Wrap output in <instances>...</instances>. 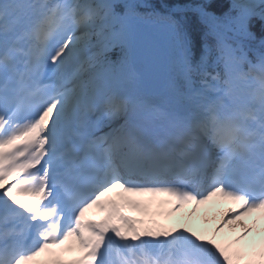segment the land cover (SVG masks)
<instances>
[{
    "label": "snow or ice",
    "instance_id": "1",
    "mask_svg": "<svg viewBox=\"0 0 264 264\" xmlns=\"http://www.w3.org/2000/svg\"><path fill=\"white\" fill-rule=\"evenodd\" d=\"M0 264H264V0H0Z\"/></svg>",
    "mask_w": 264,
    "mask_h": 264
},
{
    "label": "bare ground",
    "instance_id": "2",
    "mask_svg": "<svg viewBox=\"0 0 264 264\" xmlns=\"http://www.w3.org/2000/svg\"><path fill=\"white\" fill-rule=\"evenodd\" d=\"M158 211H160L159 209H158ZM227 211V208L225 207V206H218L215 210H214V213L212 214V219H213V221L215 222V223H217L218 222V220L220 219V217H221V215H223L225 212ZM177 214H175V216H176ZM188 217H186V223L185 224H183V223H181V222H179V221H176V222H174V227H181V226H183V227H185V226H187L188 228H191L192 230H194V231H197L196 230V220L198 219V217H199V215H187ZM201 217H200V219H199V221L200 220H207V219H205L202 215H200ZM198 232V231H197ZM199 233V232H198Z\"/></svg>",
    "mask_w": 264,
    "mask_h": 264
},
{
    "label": "rangeland",
    "instance_id": "3",
    "mask_svg": "<svg viewBox=\"0 0 264 264\" xmlns=\"http://www.w3.org/2000/svg\"><path fill=\"white\" fill-rule=\"evenodd\" d=\"M199 219H200V216H199L198 219L196 220V226H197V229H198V227H199L200 222L204 221L203 219L199 221ZM176 220H179V215L176 217Z\"/></svg>",
    "mask_w": 264,
    "mask_h": 264
}]
</instances>
